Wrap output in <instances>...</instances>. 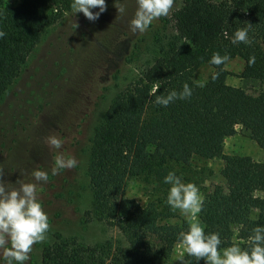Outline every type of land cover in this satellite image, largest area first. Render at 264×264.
Returning <instances> with one entry per match:
<instances>
[{
	"label": "trees",
	"instance_id": "1",
	"mask_svg": "<svg viewBox=\"0 0 264 264\" xmlns=\"http://www.w3.org/2000/svg\"><path fill=\"white\" fill-rule=\"evenodd\" d=\"M71 3L20 0L10 6L0 0V102L43 33L71 10ZM169 21L175 36L114 96L89 145L91 208L85 214L119 230L126 245L93 247L55 234L42 249L43 264H166L178 246L177 234L189 223L169 222L174 214L164 198L140 204L125 198L124 191L135 179L163 190L170 166L193 160L223 162L225 186H212L198 213L206 233H219L221 248L247 247L251 229L264 225V162L223 153V142L236 127L264 150V0H183ZM242 28L250 43H233L234 32ZM214 52L228 59L212 65ZM234 58L243 64L239 78L262 86L257 97L226 84L224 66ZM202 68L210 72L198 82L194 76ZM184 83L190 97L166 107L154 103L156 95L180 92ZM182 261L205 264L184 252Z\"/></svg>",
	"mask_w": 264,
	"mask_h": 264
},
{
	"label": "rangeland",
	"instance_id": "2",
	"mask_svg": "<svg viewBox=\"0 0 264 264\" xmlns=\"http://www.w3.org/2000/svg\"><path fill=\"white\" fill-rule=\"evenodd\" d=\"M6 1L10 6L20 2ZM182 2L174 0L169 14L153 20L143 33L132 32L127 23L135 11V0H105L106 10L94 21L83 13L75 14L72 9L65 12L43 33L2 96L0 180L15 184L23 178L25 182H35L31 175L33 169L48 172L46 183L37 182V198L48 214L50 227L46 239L32 246L26 264H43L42 249L53 243L55 234L93 247L126 245L119 230L96 219L90 220L85 214L91 208L86 175L90 140L114 96L133 83L153 62L159 48L175 36L170 15ZM121 7L123 13L118 11ZM242 65L239 58L228 60L224 66L228 72L225 82L257 97L262 86L257 80L239 78ZM209 72L202 68L194 78L204 81ZM50 135L62 141L60 149L47 143ZM223 153L264 162V150L240 127L224 140ZM57 154L66 159L74 157L76 166L52 175ZM222 165L220 159L193 160L188 165L172 164L170 171L183 181L194 183L204 199L212 186H225L220 174ZM168 189L169 185L160 190L152 183L135 179L127 183L124 197L143 204L148 200L166 199ZM172 212L174 216L169 222L179 224L186 220L189 223L179 209ZM255 215L252 213V218ZM197 221L202 226L198 214ZM236 228L233 226L234 231ZM182 253V248L176 246L166 264H184Z\"/></svg>",
	"mask_w": 264,
	"mask_h": 264
},
{
	"label": "clouds",
	"instance_id": "3",
	"mask_svg": "<svg viewBox=\"0 0 264 264\" xmlns=\"http://www.w3.org/2000/svg\"><path fill=\"white\" fill-rule=\"evenodd\" d=\"M135 4V11L127 21L128 27L134 33H143L153 20L169 14L174 0H135ZM70 7L75 14L83 13L88 20L94 21L106 10V3L105 0H72ZM97 8L98 11H92ZM118 11L123 13L124 8ZM3 36L4 33L0 32V37ZM232 42L250 43L247 29H237ZM227 59V56L214 52L209 63L220 65ZM191 95L189 84L184 83L180 92L172 90L167 95H156L154 103L166 107L176 99L183 100ZM46 139L51 147H62V141L56 136L50 135ZM54 164L52 175L60 169L74 168L77 161L74 157L66 159L57 154ZM31 175L35 182H25L23 178L15 184L0 180V264H26L32 246L46 239L49 217L37 198V182L46 183L48 172L33 169ZM163 179L169 185L165 202L172 210L179 209L189 221L187 230L177 234V245L184 253L195 257L196 261L203 258L205 264H264V225L257 224L251 229L247 247L232 244L221 248L219 233H206L197 221L203 204L198 187L183 181L174 171H169Z\"/></svg>",
	"mask_w": 264,
	"mask_h": 264
}]
</instances>
